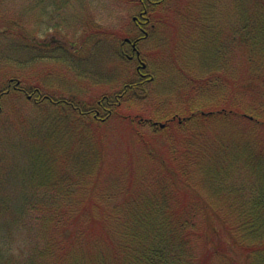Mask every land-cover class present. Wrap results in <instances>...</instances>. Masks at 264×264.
<instances>
[{"label":"trees","instance_id":"16d2710c","mask_svg":"<svg viewBox=\"0 0 264 264\" xmlns=\"http://www.w3.org/2000/svg\"><path fill=\"white\" fill-rule=\"evenodd\" d=\"M193 2L176 11L186 15ZM223 9L214 25L201 13L187 17L201 28L199 38L216 34L210 40L222 49L219 66L187 79L177 107L136 123L143 114L125 115L142 150L136 176L129 168L102 183L100 143L89 173L81 165L68 172L53 158L61 147L52 140L56 126L82 129L98 120L73 102L47 107L52 127L36 118L29 129L10 130L12 148L24 150L32 172L19 179L11 205L8 196L0 201V214L11 219L3 234L17 243L0 253V264H264V0H225ZM143 82L125 87L122 98ZM205 90L215 98L202 100ZM5 169L1 162L0 178Z\"/></svg>","mask_w":264,"mask_h":264},{"label":"rangeland","instance_id":"374dc122","mask_svg":"<svg viewBox=\"0 0 264 264\" xmlns=\"http://www.w3.org/2000/svg\"><path fill=\"white\" fill-rule=\"evenodd\" d=\"M188 1L192 0H163L160 5L149 2L146 5V0H0V94L10 79L18 80L23 90H12L0 98V164L6 168L0 178V201L8 196L11 205L18 188L23 187L19 179L32 172L24 169L27 162L24 150L15 152L12 148L17 139L10 130L29 129L36 118L52 127L54 118L47 112L51 107H47L59 106L53 104L56 101L73 102L81 107L79 112L98 109V102L105 96L114 104L119 102L116 113L104 121H95L92 114L88 116L95 123L83 125L82 129L73 127L75 123L56 126L54 131L58 133L52 140L61 147L52 155L59 165L65 162L63 166L68 172L80 165L82 171L91 172L92 147L100 143L102 154L106 153L105 165L99 172L102 183L125 169L133 168L128 171L133 175L141 172L142 150L128 133L125 115L143 114L144 117L136 115V123L139 118L147 120L177 107L174 102L183 92L181 89L186 90L183 84L187 79L203 76L222 62L221 47V53H217L210 40L216 34L207 29V33L203 31L205 39L199 38L201 28L195 29L187 17L192 19L201 13L214 25L216 17L224 15L225 0H194L193 11L186 15L176 11ZM143 5L149 37L138 47L147 65L146 76L140 79L136 71L138 63L126 61L121 51H130L129 46L122 45V39L140 35L132 18L138 16ZM232 54L228 53V61ZM142 81L138 88L126 91L127 97L119 101L115 98L125 87ZM35 89L39 94H33ZM141 94L145 95L144 101L129 102ZM198 94L202 100L215 98V93L206 90ZM27 95L33 97L28 99ZM39 95L50 100H42V104ZM114 104L108 109H115ZM100 114L104 117L106 111ZM149 122L163 124L155 119ZM151 123L146 132L153 129ZM163 135L158 140L161 144L166 136ZM27 144L31 145L30 137ZM9 220L7 213L0 214L2 254L15 250L13 247L17 245L12 237L3 234H8ZM16 234L21 239L22 234Z\"/></svg>","mask_w":264,"mask_h":264},{"label":"flooded vegetation","instance_id":"af4514ba","mask_svg":"<svg viewBox=\"0 0 264 264\" xmlns=\"http://www.w3.org/2000/svg\"><path fill=\"white\" fill-rule=\"evenodd\" d=\"M148 2H149V4H158V1L153 2L152 0H146V5H148L147 4ZM143 4H145V3H143ZM142 7L143 8L141 9L138 16L132 18V22L134 23V26L140 35L133 38V39H128V38L122 39L123 40L122 45L129 46L130 51L129 52L121 51V54H122L123 58H125L126 61L131 62V61L135 60L138 63V65L143 62L141 59V53L138 49L139 43L149 37V32L147 30L148 19L145 18L147 11L144 8L145 5H143ZM152 28L153 27L151 26L150 29H152ZM145 69H146V67H145ZM145 69H141V68L136 69L137 74L139 75L140 79H143L146 76V74L144 73ZM11 90L23 91L22 88H20V83L17 84L16 82L13 84L9 83L8 88H7L6 92L4 91V93L8 94V92H10ZM34 93H37V92H34ZM27 96L29 99H31V96H29V95H27ZM119 96H121V95L117 94L115 97L117 98ZM112 104H114V103H112L110 101V99L105 96V97H103V99H101L98 102V107H99L98 109H95V110L93 109L91 111H88L87 113H93V115L98 118L101 116L100 111L109 112L108 106H112Z\"/></svg>","mask_w":264,"mask_h":264},{"label":"water","instance_id":"95a60500","mask_svg":"<svg viewBox=\"0 0 264 264\" xmlns=\"http://www.w3.org/2000/svg\"><path fill=\"white\" fill-rule=\"evenodd\" d=\"M144 66V65H143ZM18 83V82H17ZM155 124H157V123H155ZM159 126L161 127V128H163V126H164V124H159Z\"/></svg>","mask_w":264,"mask_h":264}]
</instances>
